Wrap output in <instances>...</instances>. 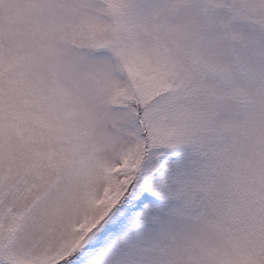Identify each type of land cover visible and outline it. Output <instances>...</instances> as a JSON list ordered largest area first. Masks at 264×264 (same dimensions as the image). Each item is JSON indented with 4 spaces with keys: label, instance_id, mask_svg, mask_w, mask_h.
<instances>
[{
    "label": "snow or ice",
    "instance_id": "snow-or-ice-1",
    "mask_svg": "<svg viewBox=\"0 0 264 264\" xmlns=\"http://www.w3.org/2000/svg\"><path fill=\"white\" fill-rule=\"evenodd\" d=\"M0 264H264V0H0Z\"/></svg>",
    "mask_w": 264,
    "mask_h": 264
}]
</instances>
